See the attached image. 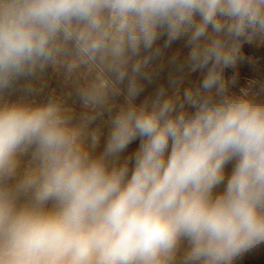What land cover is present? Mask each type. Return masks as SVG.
Wrapping results in <instances>:
<instances>
[{"label": "clouds", "instance_id": "obj_1", "mask_svg": "<svg viewBox=\"0 0 264 264\" xmlns=\"http://www.w3.org/2000/svg\"><path fill=\"white\" fill-rule=\"evenodd\" d=\"M162 37L187 56L136 104ZM254 41L264 0H0V264H234L264 245V84L225 75ZM49 67L77 122L57 96L7 98Z\"/></svg>", "mask_w": 264, "mask_h": 264}, {"label": "rangeland", "instance_id": "obj_2", "mask_svg": "<svg viewBox=\"0 0 264 264\" xmlns=\"http://www.w3.org/2000/svg\"><path fill=\"white\" fill-rule=\"evenodd\" d=\"M165 38L162 37L158 42L160 47L159 55L154 57L151 62V71L153 79L151 82L145 80L144 91L135 99L136 104H140L144 99L151 97L156 87L161 83H166L169 74L176 70V64L173 63L175 57L177 63L183 60L188 53V49L184 45L183 40L176 41L169 47H164ZM241 58L238 60L235 68L226 70V77H231L233 74L237 76L236 84L232 87V91L238 92L239 88L246 87L248 81L255 80L257 82L255 90L259 91L261 84H264V43L260 42H245L241 47ZM200 77V73H191L185 75L186 87L188 83L195 82ZM29 84L34 89L29 93L26 91ZM9 100L15 101L24 99L29 102L41 103L51 96L61 98L67 106L74 109V122H77L80 115L83 113L82 102L77 93L76 87L65 81L62 71H56L49 67L44 74L31 80L21 79L16 82L6 93ZM126 104V92L122 87L121 93L111 98L109 105L105 106L97 115L96 119L89 127V136L86 143H91V134L93 131L98 135V145L96 151H102L106 139L110 133L112 118L120 110L121 106ZM140 141L136 140L128 146L122 154L125 157L134 153L138 148ZM231 170V165L227 171ZM234 264H264V245L253 249L238 258Z\"/></svg>", "mask_w": 264, "mask_h": 264}]
</instances>
